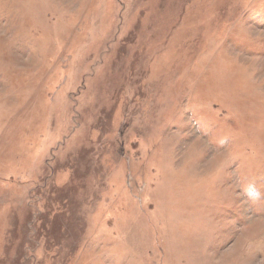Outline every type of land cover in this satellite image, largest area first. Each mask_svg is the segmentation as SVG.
Returning a JSON list of instances; mask_svg holds the SVG:
<instances>
[{
  "label": "rangeland",
  "instance_id": "rangeland-1",
  "mask_svg": "<svg viewBox=\"0 0 264 264\" xmlns=\"http://www.w3.org/2000/svg\"><path fill=\"white\" fill-rule=\"evenodd\" d=\"M0 264H264V0H0Z\"/></svg>",
  "mask_w": 264,
  "mask_h": 264
}]
</instances>
